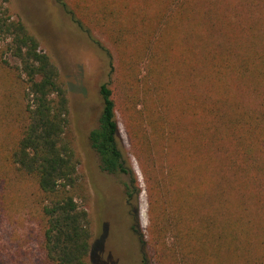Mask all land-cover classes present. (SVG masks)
I'll list each match as a JSON object with an SVG mask.
<instances>
[{"label":"trees","instance_id":"trees-1","mask_svg":"<svg viewBox=\"0 0 264 264\" xmlns=\"http://www.w3.org/2000/svg\"><path fill=\"white\" fill-rule=\"evenodd\" d=\"M57 3L112 70L98 32L117 51L128 133L148 163L150 190L160 193L154 202L170 211L186 263L264 264V0ZM0 66L13 72L20 105L19 135L6 159L36 182L46 261L108 264L98 257L104 243L93 241L91 215L80 203L86 186L67 85L10 0H0ZM178 95L181 104L172 100ZM100 96L89 143L103 172L129 178L131 228L147 259L134 206L140 188L122 146L111 81L100 85Z\"/></svg>","mask_w":264,"mask_h":264},{"label":"rangeland","instance_id":"rangeland-1","mask_svg":"<svg viewBox=\"0 0 264 264\" xmlns=\"http://www.w3.org/2000/svg\"><path fill=\"white\" fill-rule=\"evenodd\" d=\"M10 8L13 15L22 18L38 36L67 85L72 136L82 158L80 173L86 186L80 203L91 215L93 241L103 240L104 249L98 250L99 259L108 264H176L173 259L176 255L178 264H187L186 249L175 246L176 232L168 221L170 211L168 207L163 210L159 201L154 202L160 199V193L150 190L144 170L147 161L134 147L128 133L126 98L118 90V76L114 73L119 65L117 51L98 32L102 44L112 53V70L101 52L69 21L57 0H10ZM11 65L14 62L11 61ZM14 80L13 72L0 66V264H49L41 249V209L36 182L17 171L6 159L20 127L18 94L15 98L12 95ZM106 81H111L114 90L122 146L138 179L140 194L134 206L137 205L141 230L148 242L147 259L138 235L131 228L132 209L128 208L124 190L129 178L103 172L88 139L90 130L98 124L102 109L100 85ZM182 97L173 96L172 100L181 104ZM162 197H167L166 193H162ZM184 210L181 208L178 212L182 217Z\"/></svg>","mask_w":264,"mask_h":264}]
</instances>
